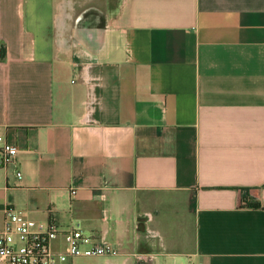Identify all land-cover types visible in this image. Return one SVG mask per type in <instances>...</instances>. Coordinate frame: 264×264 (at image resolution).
Masks as SVG:
<instances>
[{"label": "crops", "instance_id": "1", "mask_svg": "<svg viewBox=\"0 0 264 264\" xmlns=\"http://www.w3.org/2000/svg\"><path fill=\"white\" fill-rule=\"evenodd\" d=\"M4 142L0 228L117 249L58 264H264V0H0Z\"/></svg>", "mask_w": 264, "mask_h": 264}, {"label": "built area", "instance_id": "2", "mask_svg": "<svg viewBox=\"0 0 264 264\" xmlns=\"http://www.w3.org/2000/svg\"><path fill=\"white\" fill-rule=\"evenodd\" d=\"M88 118L87 124H93L94 120ZM16 150L15 145L5 142L0 144V168H5L10 163ZM60 235L64 250L54 246ZM116 254L117 249L102 236L94 239L76 226H70L61 232L52 221L32 220L11 206L3 209L0 264H58L76 256L112 257ZM133 257L137 261L147 259L143 253H134Z\"/></svg>", "mask_w": 264, "mask_h": 264}, {"label": "trees", "instance_id": "3", "mask_svg": "<svg viewBox=\"0 0 264 264\" xmlns=\"http://www.w3.org/2000/svg\"><path fill=\"white\" fill-rule=\"evenodd\" d=\"M250 207H258V203L257 202H250L247 203Z\"/></svg>", "mask_w": 264, "mask_h": 264}]
</instances>
